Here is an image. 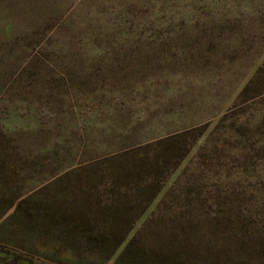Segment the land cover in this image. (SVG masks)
I'll return each instance as SVG.
<instances>
[{"label": "rangeland", "instance_id": "rangeland-1", "mask_svg": "<svg viewBox=\"0 0 264 264\" xmlns=\"http://www.w3.org/2000/svg\"><path fill=\"white\" fill-rule=\"evenodd\" d=\"M0 264H264V0H0Z\"/></svg>", "mask_w": 264, "mask_h": 264}]
</instances>
